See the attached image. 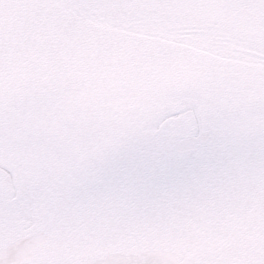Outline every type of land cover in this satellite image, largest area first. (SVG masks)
I'll return each mask as SVG.
<instances>
[{
  "label": "snow or ice",
  "instance_id": "snow-or-ice-1",
  "mask_svg": "<svg viewBox=\"0 0 264 264\" xmlns=\"http://www.w3.org/2000/svg\"><path fill=\"white\" fill-rule=\"evenodd\" d=\"M0 264H264V0H0Z\"/></svg>",
  "mask_w": 264,
  "mask_h": 264
}]
</instances>
